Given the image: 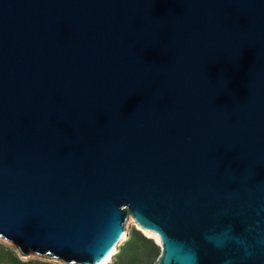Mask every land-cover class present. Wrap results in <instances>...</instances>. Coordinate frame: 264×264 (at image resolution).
I'll return each instance as SVG.
<instances>
[{
  "label": "water",
  "instance_id": "1",
  "mask_svg": "<svg viewBox=\"0 0 264 264\" xmlns=\"http://www.w3.org/2000/svg\"><path fill=\"white\" fill-rule=\"evenodd\" d=\"M264 264V0H0V237L99 264Z\"/></svg>",
  "mask_w": 264,
  "mask_h": 264
},
{
  "label": "rangeland",
  "instance_id": "2",
  "mask_svg": "<svg viewBox=\"0 0 264 264\" xmlns=\"http://www.w3.org/2000/svg\"><path fill=\"white\" fill-rule=\"evenodd\" d=\"M125 237L106 264H151L159 254L153 236L126 216L123 223ZM0 264H68L54 258L29 253L20 255L16 247L0 237Z\"/></svg>",
  "mask_w": 264,
  "mask_h": 264
},
{
  "label": "bare ground",
  "instance_id": "3",
  "mask_svg": "<svg viewBox=\"0 0 264 264\" xmlns=\"http://www.w3.org/2000/svg\"><path fill=\"white\" fill-rule=\"evenodd\" d=\"M128 216H129V215H128ZM130 218H132V216H130ZM132 220H134L138 226H140L143 230L146 231V229L142 226V224H140V223H139L138 221H136L134 218H132ZM146 232H147V231H146ZM147 233H149V232H147ZM149 234H150V233H149ZM125 235H126V233L124 232L123 235H122V237H121V239L119 240V242L125 237ZM119 242H118V243H119ZM118 243L116 244V246H114V247L112 248V250H111L110 253L105 257V259H104L103 261H101L99 264H106V263L110 260L112 254L115 252V250H116V248H117Z\"/></svg>",
  "mask_w": 264,
  "mask_h": 264
}]
</instances>
